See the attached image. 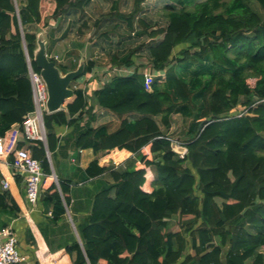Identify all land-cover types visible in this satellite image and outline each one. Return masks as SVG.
I'll use <instances>...</instances> for the list:
<instances>
[{"label": "trees", "instance_id": "16d2710c", "mask_svg": "<svg viewBox=\"0 0 264 264\" xmlns=\"http://www.w3.org/2000/svg\"><path fill=\"white\" fill-rule=\"evenodd\" d=\"M91 2L0 0V137L15 123L24 132L25 116L34 109L26 50L33 69L40 68L31 26L56 21L47 35L48 54L64 73L77 68L86 45L79 41L77 58L69 64L52 55L53 45L72 31L84 37L91 24L97 37L91 48L107 50L111 67H134L113 73L100 87L75 86L65 108L44 114L52 161L43 142L29 145L48 176L56 169L59 183L42 189L38 200L52 206L55 221L70 206L73 182L57 171L56 157L64 150L59 128L72 129L67 137L75 150L135 154L118 167L95 158L85 169L83 180L105 172L112 180L96 189L90 215L78 226L81 242L75 239L64 249L68 259L72 264H264V16L250 0H203L192 8L177 7L185 0H175L165 1L166 23L160 24L146 17L145 0H134L129 11H121L115 0L91 23ZM257 2L264 11V0ZM105 22L109 27L103 30ZM126 41L129 46L123 47ZM144 54L154 72H165L164 81L155 77L152 90L140 70L146 64L137 65ZM188 62L199 66L190 78L177 70ZM97 66L96 58L87 59L73 85ZM240 104L249 110L238 116L232 110ZM175 114L182 116L178 134L187 146L184 157L169 138ZM148 145L152 158L143 152ZM22 207L10 189L1 188L0 215L16 217ZM7 224L1 222L0 230Z\"/></svg>", "mask_w": 264, "mask_h": 264}, {"label": "crops", "instance_id": "0c3cea01", "mask_svg": "<svg viewBox=\"0 0 264 264\" xmlns=\"http://www.w3.org/2000/svg\"><path fill=\"white\" fill-rule=\"evenodd\" d=\"M56 50L54 44L52 47V55ZM53 56L57 57L58 55ZM139 62L143 61L139 60L137 65H140ZM146 67L150 66H140V70L143 71V73L150 71L149 68L147 70ZM133 70L134 67H123L124 73H130ZM98 72V68H96L91 76L83 77L84 80L82 82H84V84L82 87L89 89L96 83L98 87L103 85L108 78H100ZM79 86L81 87V85ZM72 87L74 88L73 82ZM74 97H72V100ZM66 104L63 108L66 107ZM178 116L180 115L175 114L173 116V125L169 130V134H175L174 126L175 120L179 118ZM86 120L87 117L81 123L83 124ZM181 129L182 126H180L177 132H180ZM58 130L62 135V138L64 137V150L58 153L56 157L57 171L61 178H70L73 180L70 184L71 203L70 206H67L65 216L55 221L53 220L52 206L47 209L40 201L35 206L27 201L25 182L22 177L17 176L15 179L11 180L10 190L16 201L23 206L22 211L16 217L1 214L0 223L7 222V226H12L19 239L20 251L28 256L26 261L18 264H72L68 259L67 254L64 252V249L67 244L72 243L75 239L81 242L78 226L90 215L94 193L96 189L101 187V184L104 185L106 182L110 183L112 180L108 172L95 178L83 180L82 175L84 174L85 169L95 158L99 159L100 165L108 167L115 165L118 167L125 163L126 160L135 157V154L127 149H112L98 155H96L91 148L75 150L71 147V139L67 137L72 129L65 126ZM177 137H179V135H177ZM179 138L181 139V137ZM143 152L147 154L148 158H152L150 156V145L146 146L143 149ZM137 166H142L141 162H138ZM9 171L10 167L2 163V175L3 173L8 174ZM54 171L57 175L55 168ZM1 178L2 177H0V191L2 188ZM53 182H55V180L52 176L47 177L43 190L47 189ZM63 252L64 254H62Z\"/></svg>", "mask_w": 264, "mask_h": 264}, {"label": "built area", "instance_id": "2783aa9c", "mask_svg": "<svg viewBox=\"0 0 264 264\" xmlns=\"http://www.w3.org/2000/svg\"><path fill=\"white\" fill-rule=\"evenodd\" d=\"M27 63L28 75L32 86L34 109L25 116L23 122L24 132L21 130L20 125L15 123L0 137V163H4L10 167L8 174L3 173L1 185L2 189H10L11 180L17 176L22 177L25 182L27 201L35 206L38 203L44 183L49 176L45 173L41 161L33 157L29 145L41 141L45 147L47 146L44 114L48 113V86L41 73L33 69L29 55H27ZM144 74L147 90H152L155 77H161L159 79L160 82L165 80V72L154 73L146 71ZM254 105L256 103L252 106ZM235 109L232 112L241 116L248 112L249 107L244 106L241 110ZM169 138L179 146H186L185 142L181 139H177L176 137ZM186 152L187 150L180 153V155L184 157ZM27 258L28 256L24 255L19 249V239L12 226L2 229L0 231V264H17L26 261Z\"/></svg>", "mask_w": 264, "mask_h": 264}, {"label": "rangeland", "instance_id": "374dc122", "mask_svg": "<svg viewBox=\"0 0 264 264\" xmlns=\"http://www.w3.org/2000/svg\"><path fill=\"white\" fill-rule=\"evenodd\" d=\"M133 1L134 0H117V2L119 4V8L121 11H129L133 5ZM165 1L175 2V0H165ZM165 1L164 0H145V3H144L145 10L144 11H145L146 17L151 19L153 22L158 21L160 24L166 23V17L164 15ZM201 1H203V0H185V3L183 5L178 3L177 7L187 6L188 8H192L194 5H196L197 3L201 2ZM114 3H115V0H92L91 5L88 8V13L92 16L91 23H93V21L96 17H104L103 14L108 13V11H110V8ZM250 3L256 11H259L261 13V15L264 16V11L261 8L260 4L257 2V0H250ZM47 22H48V25H46V26L33 25L30 27V29L32 31L39 32L41 37L47 38L50 27L55 25L56 21L53 18H48ZM108 27L109 26H108L107 22H105V26H104L103 30L108 29ZM72 32L67 38L58 39L57 42L55 43V48L57 50H56V52H53V55H58L55 58L59 62L66 63V64H69L71 61L75 62L77 55H78V51L76 48L78 46L79 41H81V42H84L86 45V47L81 50V54L83 55L82 58L85 61L87 59H90V58H96L98 60L97 68L99 71L98 74H100V78L107 79L113 73L118 72L121 74L123 72V67L117 68L116 66L111 67L109 65L108 62H109L110 56L107 53V50L105 52H103L100 49V47H97V46H95V48L92 46V48H91V45H93L92 39H94V40L97 39L96 34H94L95 26H93V24H91L90 30L86 33V35L84 37L83 36L79 37L75 33L76 31H72ZM61 33L62 32H58L55 37L59 38ZM128 35H129V33L125 34V36H128ZM141 38H143V37H140L139 39H141ZM136 43H138V42H136ZM132 45H134V44H132ZM104 46L106 47L107 45L104 44ZM125 46H129L128 41L125 42V45L123 44V47H125ZM107 48H109V47L107 46ZM139 60H142L143 62H145L146 66H150V64L148 63L147 56H145V54L141 55L139 57ZM144 68H143V70H144ZM146 68H147V70L149 68V70L153 72V70L150 69L151 66L146 67ZM198 68H199V66H197L195 63H190V62L179 64L177 66L178 72L181 74V76H184L186 78H188V77L190 78L192 75V72H194V71L198 72ZM83 80H84V78L78 80L77 82L74 83L73 86L74 87L79 86V85L83 86V84H84V82H82ZM70 101H72V98L68 99L67 103ZM243 108H244V104H240L239 106L236 107L235 110H241ZM178 117L179 118H177L175 120V126H174L175 134H173L174 137L175 136L177 137V135H179L177 130L183 124L182 116L180 115ZM150 156L152 157V154ZM263 250H264V248H263Z\"/></svg>", "mask_w": 264, "mask_h": 264}, {"label": "water", "instance_id": "95a60500", "mask_svg": "<svg viewBox=\"0 0 264 264\" xmlns=\"http://www.w3.org/2000/svg\"><path fill=\"white\" fill-rule=\"evenodd\" d=\"M36 43L37 47L35 49L34 60L40 68V73L48 86L47 112L51 113L62 109L67 100L74 97L75 90L72 87V82L83 73L85 69V60L81 57L76 69L64 73L56 62L49 57L48 39L41 37L40 33L37 32ZM26 55H29L27 50ZM177 139L180 138L177 137ZM172 147L178 153H183L187 150V146H179L176 142H172ZM46 149L48 151V157L50 161H52L48 146H46ZM52 177L55 182L59 183L54 170L52 172Z\"/></svg>", "mask_w": 264, "mask_h": 264}]
</instances>
